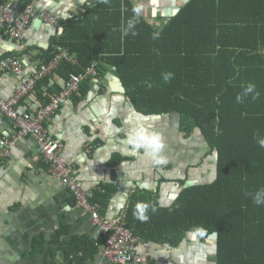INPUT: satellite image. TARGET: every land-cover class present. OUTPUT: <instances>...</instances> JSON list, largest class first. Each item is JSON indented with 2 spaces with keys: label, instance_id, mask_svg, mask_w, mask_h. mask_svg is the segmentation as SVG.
Returning a JSON list of instances; mask_svg holds the SVG:
<instances>
[{
  "label": "trees",
  "instance_id": "obj_1",
  "mask_svg": "<svg viewBox=\"0 0 264 264\" xmlns=\"http://www.w3.org/2000/svg\"><path fill=\"white\" fill-rule=\"evenodd\" d=\"M12 1L20 11L36 0ZM134 8L129 0H89L77 15L59 19L61 34L39 52L37 68L63 50L78 61L56 70L64 83L70 74H85L92 63L95 81L105 66H113L137 112L175 116L185 136L201 131L211 176L181 189L167 208L152 195L131 194L124 223L134 236L150 246H176L185 233L204 240L214 236L215 264H264V204L252 199L264 189V148L257 143L264 138V0H189L157 28L140 16L125 36ZM168 72L173 77L166 83ZM50 81L46 77L35 85L41 106L61 91ZM249 84L259 97L249 94L237 103ZM110 194L108 188L93 191L90 201L104 208ZM139 202L150 205L146 222L134 216ZM84 244L76 241L75 250L92 257L96 248L89 246L85 254Z\"/></svg>",
  "mask_w": 264,
  "mask_h": 264
},
{
  "label": "crops",
  "instance_id": "obj_2",
  "mask_svg": "<svg viewBox=\"0 0 264 264\" xmlns=\"http://www.w3.org/2000/svg\"><path fill=\"white\" fill-rule=\"evenodd\" d=\"M129 1L141 9L140 16L147 24L157 28L171 18L167 17L169 13L175 16L177 8L188 0ZM87 2L34 1L35 10L51 13L55 25L30 20L20 49L0 37V59L25 51L19 57L23 65L37 68L39 52L46 51L53 38L61 34L59 19L77 15ZM96 77L97 74L88 76L91 79L81 83L79 95L61 104L44 126L49 136L61 143V156L84 189L91 193L110 189L104 208L93 203L99 206L100 217L117 218L135 193L152 195L159 207L167 208L185 183L208 180L212 159L206 158L207 151L197 130L185 136L175 116H145L137 112L113 66H105L99 81L94 80ZM16 84L15 76L1 77L0 98H9ZM64 84L55 74L51 76L50 86L62 88ZM40 104L35 91L20 103L28 114H35L42 107ZM137 128L162 135L166 163L154 164L143 149L131 148L128 138ZM14 134L9 121L0 126V137ZM79 240L87 243L85 254L89 253V246L96 248L92 257L75 250ZM104 242L99 226L87 212L75 207L72 196L50 176L35 139L21 138L0 162V264H93L99 260ZM215 248L214 236L204 240L196 233H185L176 246L149 247V260L150 264H215Z\"/></svg>",
  "mask_w": 264,
  "mask_h": 264
},
{
  "label": "built area",
  "instance_id": "obj_3",
  "mask_svg": "<svg viewBox=\"0 0 264 264\" xmlns=\"http://www.w3.org/2000/svg\"><path fill=\"white\" fill-rule=\"evenodd\" d=\"M35 16L33 4L28 5L22 12H17L10 3L0 5V32L19 43L25 38L29 20ZM39 16L46 21H52L48 12H43ZM62 61L76 62L72 56L61 51L46 66L30 72L14 58L0 60V76L12 75L18 78L13 94L7 99L0 98V126L9 121L15 129L14 135L0 137V162L9 156L10 149L21 138L33 137L50 176L72 196L75 207L87 212L91 220L106 235L99 260L94 264H103L104 261L112 264H149L148 244L141 242L125 228L123 213L114 220L100 217L97 205L89 201L91 190L84 189L79 184L71 166L61 156V143L51 138L44 126V122L59 109L72 92L77 90L78 84L85 78L71 76L61 91L51 96L49 102L35 114H28L21 108L20 103L34 93L36 82L48 75ZM91 73L93 74L92 71Z\"/></svg>",
  "mask_w": 264,
  "mask_h": 264
},
{
  "label": "clouds",
  "instance_id": "obj_4",
  "mask_svg": "<svg viewBox=\"0 0 264 264\" xmlns=\"http://www.w3.org/2000/svg\"><path fill=\"white\" fill-rule=\"evenodd\" d=\"M107 3V0H103ZM134 17L127 22V27L123 29V34L128 35V30L133 29L135 25L139 22L141 9L136 7L133 9ZM132 35H136L133 31ZM159 37V33H155L153 38ZM173 77V73L168 72L163 75V80L167 83L170 82ZM252 94L253 99L259 97V92L256 91V86L254 84H249L245 87L242 94L236 96L237 103L243 102V98ZM257 143L261 148H264V138H258ZM128 144L133 150L143 149L146 156L150 157L154 164L166 163V158L162 155L165 149V143L162 135L159 132L151 131L147 128H137L135 133H133L128 138ZM253 203L256 205L264 204V189L258 190L255 194H252ZM150 208L148 203L139 202L135 206L134 216L141 222H146L149 216L146 214ZM155 211V208H152Z\"/></svg>",
  "mask_w": 264,
  "mask_h": 264
},
{
  "label": "bare ground",
  "instance_id": "obj_5",
  "mask_svg": "<svg viewBox=\"0 0 264 264\" xmlns=\"http://www.w3.org/2000/svg\"><path fill=\"white\" fill-rule=\"evenodd\" d=\"M6 3H10V4H12L13 8H15V10H16L17 12H22V11H23L28 5H30V4H28L27 6L24 7V9L18 11V9H17L15 3H14L12 0H9V1L6 2ZM6 3H4V4H6ZM31 4H32V3H31ZM0 5H3V4H0ZM34 10H35V8H34ZM43 12L46 13V12H48V11L38 12L37 10H35V13H36L35 19L38 20V21L41 20L42 22H45V23H47V24H49V25H55L56 22H55L53 16L51 15V13H50V17L52 18V21H51V22L46 21V20H44L43 18H41V17L39 16V15H40L41 13H43ZM48 13H49V12H48ZM32 19H34V17H33ZM32 19H30V20H32ZM30 20H29V22H30ZM29 22H28V24H29ZM28 24H27L26 30H27V28H28ZM26 30H25V32H26ZM0 37L7 38V39H9V40H10V41H11L16 47H18L19 49L22 48L23 40L20 41L19 43H17L15 40L11 39L8 35H4L2 32H0ZM63 51L66 52L68 55H70L67 51H65V50H63ZM20 52H21V51H20ZM58 53H60V52H58ZM58 53H56V54L54 55V57H55ZM18 54H19V53H14V54H12V55H10V56H6V57L1 58L0 60L8 59V58H14V59L18 60L24 68L30 70V72H34V71L39 70L40 67H39V68H35V69H31V68H27V67H25V66L23 65V63L21 62V59L19 58L20 56H18ZM70 56H71V55H70ZM54 57H53V58H54ZM72 57H73V56H72ZM53 58H52V59H53ZM73 58H74L75 61H76L75 63H69V62H66V61H62V62H60V63L56 66L55 69H53L48 75L44 76L42 79H44V78H46V77H51L52 75H54L55 72H56V70H57L62 64L76 65V64L78 63L77 58H76V57H73ZM52 59H51L50 61H52ZM50 61H49V62H50ZM49 62H48V63H49ZM48 63H46L45 65H42V66H46ZM95 65H96L95 63H92L91 66H90V68L86 71L85 74H78V75L70 74V75H69L68 82L70 81L71 76L84 77V78H86V77H88V76H94V77H95V76H96ZM91 71L93 72V74L91 73ZM1 77H6V75H2V76H0V78H1ZM15 77H16V76H15ZM16 79L18 80L17 77H16ZM42 79H40V80H42ZM40 80H38V81H40ZM38 81H37V82H38ZM37 82H36V83H37ZM68 82H67V83H68ZM35 85H36V84H35ZM80 85H81V83L78 84L77 90H76L75 92H72V93L69 95V97H68L67 100H69V99L72 98L73 96H77V95H79V93H80ZM91 197H92V193L90 194L89 201H90ZM90 202H91V201H90ZM91 203H92V202H91ZM92 204H93V203H92ZM95 205H97V204H95ZM97 211H98V213H99V206H98V205H97ZM124 214H125V212H124Z\"/></svg>",
  "mask_w": 264,
  "mask_h": 264
},
{
  "label": "water",
  "instance_id": "obj_6",
  "mask_svg": "<svg viewBox=\"0 0 264 264\" xmlns=\"http://www.w3.org/2000/svg\"><path fill=\"white\" fill-rule=\"evenodd\" d=\"M184 5L185 4H183L182 6H180L179 8H177L176 11L178 12L180 10V8L183 7ZM172 16H174L173 13L172 14L169 13V15H167V17H172ZM39 21L42 22L41 20H39ZM197 132L200 134L201 131L199 129H197ZM194 185H197V182H193V181L192 182H187V183L184 184V188L191 187V186H194Z\"/></svg>",
  "mask_w": 264,
  "mask_h": 264
},
{
  "label": "rangeland",
  "instance_id": "obj_7",
  "mask_svg": "<svg viewBox=\"0 0 264 264\" xmlns=\"http://www.w3.org/2000/svg\"><path fill=\"white\" fill-rule=\"evenodd\" d=\"M34 19H35V17H34ZM124 214V213H123ZM124 216H125V214H124ZM124 220H125V218H124ZM124 226H125V223H124ZM126 228V227H125ZM127 229V228H126ZM136 237V236H135ZM138 238V237H137ZM105 239H106V235H105ZM139 239V238H138ZM140 240V239H139ZM142 242V241H141ZM144 243H146V242H144ZM148 244V243H147ZM149 247H151L149 244H148V249H149ZM148 258L150 259V251H149V255H148ZM95 263V262H94ZM93 263V264H94ZM149 264H150V260H149Z\"/></svg>",
  "mask_w": 264,
  "mask_h": 264
},
{
  "label": "flooded vegetation",
  "instance_id": "obj_8",
  "mask_svg": "<svg viewBox=\"0 0 264 264\" xmlns=\"http://www.w3.org/2000/svg\"><path fill=\"white\" fill-rule=\"evenodd\" d=\"M212 154H214V152H212Z\"/></svg>",
  "mask_w": 264,
  "mask_h": 264
}]
</instances>
